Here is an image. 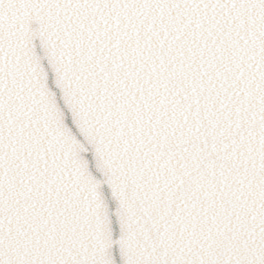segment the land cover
I'll list each match as a JSON object with an SVG mask.
<instances>
[{"label":"snow or ice","instance_id":"obj_1","mask_svg":"<svg viewBox=\"0 0 264 264\" xmlns=\"http://www.w3.org/2000/svg\"><path fill=\"white\" fill-rule=\"evenodd\" d=\"M0 264H264V0H0Z\"/></svg>","mask_w":264,"mask_h":264},{"label":"water","instance_id":"obj_2","mask_svg":"<svg viewBox=\"0 0 264 264\" xmlns=\"http://www.w3.org/2000/svg\"><path fill=\"white\" fill-rule=\"evenodd\" d=\"M33 58L37 66L42 70L45 78V86L51 93L52 97L55 98L57 90L61 89V74L59 67L54 59L50 57L46 42L37 39L34 41V47L32 52ZM49 76L51 81L49 83ZM81 148L86 152L87 147L81 144ZM98 184H102L103 181L97 180Z\"/></svg>","mask_w":264,"mask_h":264}]
</instances>
